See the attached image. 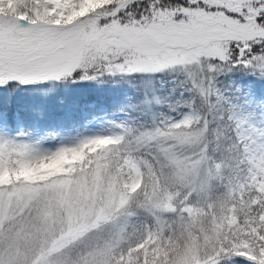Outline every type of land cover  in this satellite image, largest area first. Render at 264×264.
<instances>
[{"label": "snow or ice", "instance_id": "6c2138e0", "mask_svg": "<svg viewBox=\"0 0 264 264\" xmlns=\"http://www.w3.org/2000/svg\"><path fill=\"white\" fill-rule=\"evenodd\" d=\"M81 2L17 0L9 9L0 0V94L31 89L46 95L111 80L138 83L141 103L151 109L162 103L154 81L166 80L183 98L170 110L184 111L130 141L136 144L130 155L153 179L151 187L145 180L126 193L123 207L102 204L103 218H89L75 233L67 225L41 238L42 229L23 227L31 208L16 209L0 219V264H179L173 253L164 261L152 250L170 247L177 222L190 220L189 209L196 208L209 226L192 230L196 256L183 264H264V0H110L69 21ZM13 115L0 112V120ZM182 133L194 142H180ZM20 136L26 134L0 129V151L27 155L29 141ZM223 155L237 163L235 176L221 184V217L211 177L223 171ZM174 174L183 180L174 182ZM121 175L127 182L130 173ZM229 215L236 218L231 226L212 223ZM25 235L34 237L33 245L22 246Z\"/></svg>", "mask_w": 264, "mask_h": 264}, {"label": "rangeland", "instance_id": "374dc122", "mask_svg": "<svg viewBox=\"0 0 264 264\" xmlns=\"http://www.w3.org/2000/svg\"><path fill=\"white\" fill-rule=\"evenodd\" d=\"M101 6L95 0L90 1L91 11ZM98 83L108 85L111 89L129 88V91L119 90L113 96L85 101L80 104L78 116L74 120L63 122L62 127H53L51 130H39L25 124L17 113H14L11 120H0V129L4 134L15 137L17 133H24L26 136L18 138L29 141L27 155L24 151H0V179L5 177L6 161L12 156L20 159L29 174L46 176L53 170L57 171L56 165L60 159L66 162L67 168L73 165L71 171L64 174L60 172L51 178L40 180L41 182L28 180L17 185L0 184V219H7L16 209L30 207L33 214L25 217L23 227L31 228L33 232L42 229L41 238L43 233L51 235L59 227L67 225H71L70 231L75 233L84 228L89 218H94V222L95 219L103 218L102 204L105 208L112 204L123 207L127 203V194L135 192L142 182L147 180L149 187L152 186L153 179L148 173L142 174L136 159L130 155L136 150V144L130 141L135 140L140 131L155 127L164 117L179 118L184 109L173 112L170 107L182 104L183 98L170 91L173 85L166 80L163 83L157 80L154 81L155 87L152 90L162 103L153 104L148 109L139 102V98L143 99V92H140L138 83L136 90L131 84L124 82L109 80ZM118 125L131 127L133 134L123 133ZM181 136L182 143L194 142L187 134L182 133ZM121 152H125L122 162ZM218 159L223 165V171L217 173L213 170L211 178L214 183L211 187L217 210L223 217L226 195L221 184L229 182V177L235 176L237 158L223 155ZM122 171L130 173L127 182L121 175ZM174 175V182L180 183L183 180V175ZM208 179L205 171L202 173L204 197L208 193ZM162 207L168 209L169 206L164 204ZM189 216L190 220L177 222L178 233L184 236L185 242V247L174 255L179 264L189 258L195 259L197 236L192 230L199 229L203 233L209 226L201 209H189ZM235 221L236 218L229 215L227 219L222 218L220 223H216L213 218L212 223L219 229L224 224L231 226ZM186 236L188 240H185ZM206 240L207 237L200 243L203 244ZM34 242V237L27 235L21 239L22 246H30ZM163 255L164 261H167L168 251ZM239 264H243V261Z\"/></svg>", "mask_w": 264, "mask_h": 264}, {"label": "trees", "instance_id": "16d2710c", "mask_svg": "<svg viewBox=\"0 0 264 264\" xmlns=\"http://www.w3.org/2000/svg\"><path fill=\"white\" fill-rule=\"evenodd\" d=\"M90 1L91 0H82L79 11L74 12L72 16L69 17V21L91 11ZM95 1L100 6L110 2V0ZM16 2L17 0H7L6 7L14 9ZM0 11H3V9H0ZM114 91L115 89H111L108 85L105 86L98 82L77 84L71 87L61 88L46 95L31 89H23L17 90L14 95L12 93L0 94V110L5 112L11 111L12 113L16 112L25 124L33 128L39 130L48 128L51 130L53 127H62L63 122L74 120V118L78 116L77 110L81 101L88 98L96 100L100 97L112 96L114 95ZM140 91H142V89H140ZM8 159L9 160L6 161V175L4 178L0 179V184L4 185H17L20 182H26L28 180H32V182L34 180L36 182H41L40 180L44 178H51L60 172L64 174L73 169V165L67 168L66 162L60 159L56 165L57 171L53 170L46 176L42 174H29L18 157L12 156ZM177 240L184 242V236L180 234V232H177V239L172 241L170 247L167 249H160L159 251L153 249L152 252L155 253L156 258L163 257V260V253L165 251L175 255L185 247V242L183 246H181L177 243ZM144 243L147 244L146 242ZM141 247H143V245H141Z\"/></svg>", "mask_w": 264, "mask_h": 264}]
</instances>
